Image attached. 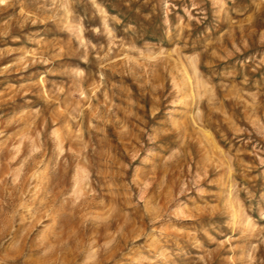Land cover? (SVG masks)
<instances>
[{"label":"rangeland","instance_id":"obj_1","mask_svg":"<svg viewBox=\"0 0 264 264\" xmlns=\"http://www.w3.org/2000/svg\"><path fill=\"white\" fill-rule=\"evenodd\" d=\"M0 264H264V0H0Z\"/></svg>","mask_w":264,"mask_h":264},{"label":"bare ground","instance_id":"obj_2","mask_svg":"<svg viewBox=\"0 0 264 264\" xmlns=\"http://www.w3.org/2000/svg\"><path fill=\"white\" fill-rule=\"evenodd\" d=\"M52 223H54V222H52ZM50 228V227H49Z\"/></svg>","mask_w":264,"mask_h":264}]
</instances>
